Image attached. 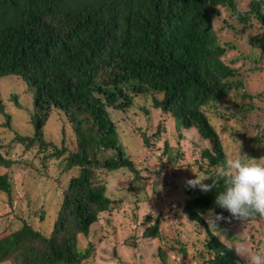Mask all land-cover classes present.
I'll return each instance as SVG.
<instances>
[{"label":"trees","instance_id":"obj_1","mask_svg":"<svg viewBox=\"0 0 264 264\" xmlns=\"http://www.w3.org/2000/svg\"><path fill=\"white\" fill-rule=\"evenodd\" d=\"M226 33L229 38L223 39ZM263 69L264 0H0V76L22 79L30 96L26 113L32 131H17L14 139L23 150L35 149L41 165L54 161L60 175L74 170L59 185L51 215L43 216L44 210L5 214L0 264H90L95 244L81 247L78 238L87 237L101 216L108 222L106 214L125 200L110 195L106 174L126 171L128 187L135 188L145 181L142 169L155 175L161 171L140 167L143 163L129 153V146H138L136 140L125 141L107 109L125 111L139 98L142 112L158 109L165 118L172 117L178 136L183 128L195 127L207 145L183 162L180 138L177 146L170 145L161 123L151 133L136 128L141 148H157L156 158L175 175L194 171L176 184L166 211L156 210L155 204L146 211L138 221V239L164 244L162 220L179 223L183 216L204 231L208 256L199 264H245L210 231L205 215L210 211L214 219L234 217L252 224L264 219V188H251L244 174L252 158L264 173V161L255 159L264 156V92L248 86L245 75ZM9 99L18 105L17 95ZM5 104L0 98L2 124L13 129ZM53 112L70 126L71 145L65 139L57 145L46 137ZM239 118L253 124L256 132L242 135L251 148L241 144L229 152L221 137L226 128L220 132L214 121ZM13 162L0 150V167ZM13 187L9 172L0 171V192L11 207ZM152 199L139 189L129 199L134 221L141 202ZM27 204L20 203L25 209ZM34 214L39 223L49 217L48 230L32 226ZM127 242L138 245L132 237ZM169 243L178 244L186 255L178 236ZM163 249L156 255L169 264Z\"/></svg>","mask_w":264,"mask_h":264},{"label":"rangeland","instance_id":"obj_2","mask_svg":"<svg viewBox=\"0 0 264 264\" xmlns=\"http://www.w3.org/2000/svg\"><path fill=\"white\" fill-rule=\"evenodd\" d=\"M215 27L218 24L214 23ZM223 39L229 38L228 34H222ZM248 86L255 90L264 92V69L246 71ZM25 83L22 79L7 74L0 76V98L7 104L5 109L11 113V121L13 129H9L2 124L5 120L4 116H0V150L10 157L14 162L8 167H0V171L9 172L13 179V207L7 201V195L0 192V230H2V222H6L5 214L19 212L21 216H26L28 212L44 210L43 216L47 213L48 216L55 211L58 201L59 185H62L69 174L74 170H67L64 174H59V168L54 161L50 160L47 164L41 165L39 154H35L33 150H23V145L14 139L15 132L31 133L32 123L29 120V115L26 110H30V96L26 92ZM12 94L17 95L18 105H14L9 99ZM140 98L135 104L125 111H119L112 107H107L110 114L120 126V131L124 135L127 142L129 139L136 140L138 146L130 147L129 153L143 163L140 167H145L150 170L161 169L160 173L155 175L142 169L141 175L146 177L142 185L137 183V187H128L130 173L117 170L107 175L108 192L113 196H123L124 202L119 208H116L111 213L106 214L109 218L105 222L104 215L101 216L91 228L87 237H79L78 243L81 247L87 245L86 242L95 244L94 254L90 257V264H163L161 259L156 255L159 247H164L169 264H199L203 259L207 258L208 254L204 250L202 236L204 231L198 226L186 222L184 217H181L179 223L173 220L164 218L161 223L160 236L162 242L155 239H138V234L141 228L138 226V221H141L142 216L146 211L156 206V210H167V201L170 194L175 195L174 187L178 183H182L185 175H190L193 169L188 173H179L175 175L172 169H169L156 158L159 154L157 148H152L150 152L146 148H141V140L139 138V130H145L148 133L153 132L159 123L165 127L163 139L166 138L169 144L177 146V138H180L179 146L184 152L186 158L183 162L191 160L198 154L200 148L206 144L207 140L200 136L195 127L183 128V134L177 135V131L173 129V118H165L158 109H150L149 112H142L141 106H138ZM143 107V106H142ZM150 106L148 105L147 108ZM259 114V113H257ZM1 115V114H0ZM264 116L260 117L263 121ZM252 119V118H251ZM216 129L221 132L222 127L226 128L225 133H221L223 142L229 152H236L240 149L241 144L249 149L250 141L242 136L244 132L254 133L256 128L249 122L242 119L231 120H215ZM136 128H138L135 130ZM134 129V130H132ZM45 133L48 139H52L57 145L61 144V140L71 145L74 139L71 128L67 122H63L58 114L53 112L48 122L45 125ZM140 142V143H138ZM161 144V142H160ZM158 144V145H160ZM41 154V153H40ZM146 158L147 161L144 160ZM259 162L264 161V156L255 158ZM251 167L248 170V182L254 190L264 188V173L259 170L254 158L251 160ZM185 167H181V170ZM194 172V171H193ZM200 173H197L199 175ZM154 183L155 191L153 192L151 184ZM140 193H146L153 199L149 202H141L140 207L136 211V220H133L132 210L134 209L133 202L129 199H134L137 190ZM27 200V209L22 207L20 203H25ZM166 206V208H165ZM138 212V213H137ZM32 226L34 228H43L48 230L46 221L38 222L37 214L33 215ZM237 219V220H236ZM184 220V221H183ZM205 221L211 232L216 237L224 242L227 246L233 247L234 251L241 256L245 264H251L255 261L264 260V219H258L255 223L245 221L238 218H221L214 219L210 211L205 215ZM13 227V225H12ZM15 228V226L13 227ZM199 229V230H197ZM2 233V232H1ZM134 235V236H133ZM174 236H178L186 248V255L179 252L178 244L172 245L169 243ZM138 242L137 246L128 244L130 238ZM203 254V255H202ZM4 264H10L5 262Z\"/></svg>","mask_w":264,"mask_h":264}]
</instances>
